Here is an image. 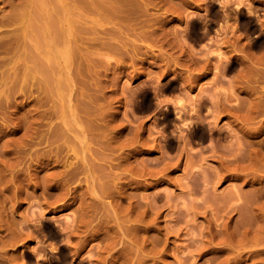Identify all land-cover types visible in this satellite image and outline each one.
Segmentation results:
<instances>
[{
    "label": "rangeland",
    "instance_id": "obj_1",
    "mask_svg": "<svg viewBox=\"0 0 264 264\" xmlns=\"http://www.w3.org/2000/svg\"><path fill=\"white\" fill-rule=\"evenodd\" d=\"M132 3L0 0V264H264V0Z\"/></svg>",
    "mask_w": 264,
    "mask_h": 264
},
{
    "label": "bare ground",
    "instance_id": "obj_2",
    "mask_svg": "<svg viewBox=\"0 0 264 264\" xmlns=\"http://www.w3.org/2000/svg\"><path fill=\"white\" fill-rule=\"evenodd\" d=\"M123 2H130V3H132L133 2V0H122ZM133 4V3H132ZM228 9V8H227ZM225 10V9H224ZM253 10V8L250 10V11H252ZM257 10V9H256ZM256 10H253L254 11V13H255V15H253V13H252V15L253 16H248V19H252L253 17L256 19V22H254V26H256L259 22H260V25H261V27H262V25L264 24L263 22H264V20L263 19H261L260 18V14H259V12H257ZM232 11H234L235 12V10H232ZM237 11V10H236ZM252 11V12H253ZM226 11H224V14H227V13H225ZM234 12H233V14H234ZM238 12V11H237ZM257 13V14H256ZM224 14H223V17H226V16H224ZM237 14V13H236ZM238 16H239V14H237ZM227 16H229V14L227 15ZM230 16H232V15H230ZM237 16V17H238ZM242 16V15H241ZM246 16V15H245ZM231 18V17H230ZM230 18H228L227 17V19H230ZM214 18H212V19H209V18H207V19H204L205 21L202 23L203 24V28H206V30L207 31H209V27L214 23V20H213ZM232 20V19H231ZM240 20V19H239ZM239 20H237V18L235 17L234 19H233V22H235L236 23V25H237V22H238V27L236 28L237 30L238 29H243V31L245 30V31H247L248 29H249V27L247 26V22H245V21H239ZM198 21V20H197ZM197 21L196 20H191V21H187V22H190V26H191V28L193 29V27H194V25H195V23H197ZM230 21V20H229ZM199 22V21H198ZM231 22V21H230ZM248 22H250V20H248ZM229 23V22H228ZM229 24H231V23H229ZM228 24V25H229ZM227 25V24H226ZM189 26V27H190ZM228 27H230V26H227L226 28H228ZM257 27H258V25H257ZM234 28H235V25H234ZM233 28V29H234ZM235 29V30H236ZM256 29V28H255ZM221 30V29H220ZM231 29H229V31H230ZM257 30V29H256ZM70 31H71V28L70 29H66V33L68 34V35H66V38H69V34H70ZM204 31H205V29H204ZM228 30L227 31H225V32H229ZM253 31V30H252ZM258 31V30H257ZM193 32H195V31H193ZM192 32V33H193ZM222 32V31H221ZM224 32V33H225ZM233 32H234V30H233ZM232 32V33H233ZM248 32V31H247ZM58 33V31L56 32V34ZM61 33H64V32H62V31H59V35L57 34V37L58 38H60L61 36ZM205 33H207V32H205ZM249 33H250V31H249ZM249 33L247 34V36L248 37H250L249 38V46H252V47H257V46H260L261 44H262V42L264 41V34L262 33V30L260 31V32H258V33H256V34H254V36H250L249 35ZM245 34V33H244ZM251 34V33H250ZM234 35V34H233ZM239 35V34H238ZM238 35H236V36H238ZM251 35H253V33L251 34ZM235 36V35H234ZM62 37H64V36H62ZM246 37V36H245ZM235 38H237V37H235ZM248 39V38H247ZM215 44V43H214ZM216 46H218V49L217 50H220L219 48H220V43H219V45H218V43L217 44H215ZM248 46V47H249ZM251 48V47H250ZM217 50H214V51H217ZM218 52H220V51H218ZM63 53V52H62ZM57 54L58 55H60L61 54V51H58L57 52ZM222 53H219V59L221 58V55ZM207 56H209V55H207ZM206 56V57H207ZM205 57V58H206ZM209 58V57H208ZM230 58V57H229ZM234 58H236V57H234ZM228 59V58H227ZM237 59V58H236ZM240 59V58H239ZM204 60H206V59H204ZM203 60V62H205ZM238 60V59H237ZM208 61V60H207ZM206 61V62H207ZM221 61H223V62H221ZM220 61V63L218 62L217 63V65L215 66L217 69H219V71H220V69H227L228 67H233V66H236L237 65V62L236 61H233V59H232V57L230 58V59H228V60H226V61H224V60H221ZM245 60H243V61H241V64H240V68L237 70L239 73L240 72H242V70H245V71H249V72H251L250 71V69L246 66V65H244L245 64V62H244ZM47 64V65H46ZM39 63V69H40V71H41V73L45 76V80L46 81H48V82H51L52 81V76H51V71H50V68H49V66H48V63ZM224 70H222V71H224ZM180 81V84L184 81V78H183V76H181V74L180 73H177L176 74V81ZM183 80V81H182ZM263 80H264V76H263ZM172 83H175V81L174 80H172V81H169V84L171 85ZM180 87H181V85H180ZM204 98V97H203ZM201 98L200 100L201 101H198L197 103H194L193 104V106L191 107V109H192V112L191 113H188V115H189V118H190V121L188 122V123H186V126H187V133L189 134V135H193V136H203V132L205 133V130H206V133L211 137L212 136V134H215V133H217V130H216V128H215V126L214 125H212L211 127H206L205 128V124L203 123L204 122V120H203V118L201 117V115L199 114L200 113V109L203 107V105H205L206 103H204V99H206V98ZM196 100V99H195ZM207 101H208V99H206ZM179 101H181L180 99H179ZM207 101H205V102H207ZM256 101V100H255ZM259 101V100H258ZM217 102H219V101H217ZM251 103V102H250ZM218 103H216V100H213L212 98H211V106H213V107H218L219 105H217ZM220 104V103H219ZM221 105V104H220ZM168 106V105H167ZM224 107V108H226L228 105L226 104V103H222V105H221V107ZM229 106H233V105H229ZM251 106V107H250ZM249 107H248V109H247V112H248V114L252 111V103H251V105H250ZM178 108L179 110H184V108H185V105L184 104H182V103H180L179 105H176L175 106V108ZM179 110H178V112H179ZM209 110V109H208ZM212 110L214 111V109L212 108ZM218 110V109H217ZM186 111V110H185ZM210 111V110H209ZM181 112V111H180ZM180 112H179V114H180ZM216 112V111H215ZM246 112V113H247ZM161 113H163V114H166V111L165 110H162L161 111ZM184 113V112H183ZM186 113V112H185ZM218 113V112H217ZM187 115V114H186ZM215 115V114H214ZM183 116V114L181 113L180 114V117H182ZM208 123H210V122H208ZM209 125V124H208ZM210 126V125H209ZM218 134H219V132H218ZM86 136V135H85ZM84 136V139H86V137ZM80 138V137H79ZM80 139H82V138H80ZM79 139V140H80ZM172 139V138H171ZM81 141H83V140H81ZM88 142V141H87ZM87 146V145H86ZM85 146V147H86ZM71 149L73 150H75V148H72L71 147ZM77 151V150H76ZM76 153V152H75ZM75 153H74V155H75ZM77 155V154H76ZM75 155V156H76ZM85 155H87V154H85ZM258 157V156H257ZM256 156L254 157V161H256V158H257ZM88 158V157H87ZM82 159L83 160H86V156H84V157H82ZM88 160V159H87ZM258 160V159H257ZM249 162H250V160H248ZM252 161V160H251ZM254 161H252V162H254ZM254 163H257V162H254ZM87 163H85V165H86ZM258 164H260V163H258ZM90 165V164H89ZM93 192H95V190H94V188H93ZM231 193V196L230 197H232V198H235V200H233V202H234V204L233 205H231L230 207L233 209H238V208H245V209H247V208H250L249 207V205H252V204H254V202H256L258 199H259V197L262 195V194H264V192H263V190H261V189H258V188H256L255 189V191H253V192H251V193H247V194H245V197H243L242 199L243 200H240L241 198H240V195L238 194V191L236 190V189H232V191L230 192ZM238 200H240L241 202H238ZM236 201L238 202V204H240V205H238L237 203H236ZM233 202H231V203H233ZM258 206L257 208H260V205L259 204H255V206ZM261 209V208H260ZM245 213H246V211H245ZM248 213V212H247ZM244 218H246V217H244ZM264 218V217H263ZM243 219V218H242ZM241 219V220H242ZM244 220V219H243ZM247 220H250V219H247ZM245 221H246V219H245ZM245 221H243V222H245ZM252 221V220H251ZM255 221V220H254ZM256 221H257V219H256ZM255 221V222H256ZM258 221L259 222H261L259 219H258ZM258 221H257V223H258ZM246 222H248V221H246ZM264 221H262L261 223H259V224H256V227L255 228H252V229H254L253 231V236L255 237V239H261V238H264V224H262ZM240 225V224H239ZM248 226H249V223H248ZM250 226H251V224H250ZM246 227V226H245ZM244 228V227H243ZM250 227H246V231H247V229L248 230H252L251 228L249 229ZM243 231H245L244 229H243ZM233 233L235 232V231H232ZM239 232V231H238ZM237 232V233H238ZM242 232V231H241ZM250 232V231H249ZM227 233V232H226ZM225 233V234H226ZM230 233V232H229ZM224 234V233H223ZM228 235V234H227ZM231 235H233V234H231ZM230 235V238H233L234 237V235H233V237ZM240 235H242L241 233H240ZM223 238H225V236H223ZM226 238H227V236H226ZM229 238V239H230ZM231 240H233V239H231ZM242 241L241 242H246L245 240H243V239H241ZM248 240H250V239H248ZM230 241V240H229ZM231 242V241H230ZM237 242H238V240H237ZM237 244V243H236ZM238 244H241V243H238ZM262 250V249H261ZM255 250H253L252 251V253H256V252H258V251H256V252H254ZM263 251V250H262ZM58 257V256H57ZM53 259V258H52ZM60 259V258H59ZM59 259L57 260V259H55V260H53V261H51L49 264H64V262H62L61 263V261H59ZM61 259H64V258H61ZM65 260V259H64ZM66 261V260H65ZM48 263V262H47ZM66 263V262H65Z\"/></svg>",
    "mask_w": 264,
    "mask_h": 264
}]
</instances>
